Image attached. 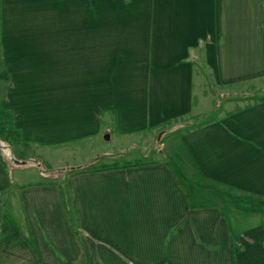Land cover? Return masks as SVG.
<instances>
[{"label":"crops","instance_id":"obj_1","mask_svg":"<svg viewBox=\"0 0 264 264\" xmlns=\"http://www.w3.org/2000/svg\"><path fill=\"white\" fill-rule=\"evenodd\" d=\"M204 66L264 78V0H0V264H264V100L170 128Z\"/></svg>","mask_w":264,"mask_h":264},{"label":"rangeland","instance_id":"obj_2","mask_svg":"<svg viewBox=\"0 0 264 264\" xmlns=\"http://www.w3.org/2000/svg\"><path fill=\"white\" fill-rule=\"evenodd\" d=\"M203 65V64H202ZM202 69V68H200ZM204 72H199L200 75L201 73L204 75H201L198 77L199 82L204 80L203 83V87H204V101L205 105H204V110L203 112H201V114L199 113L197 116L194 114H191L190 116L187 117V119H184L182 121H176L173 125L171 123V127L173 126L180 128L182 126V128L185 126V129L189 128V127H194L197 123L196 120H200L203 121L205 119H208L211 116H217V114L220 113L221 116H224L234 110H236V108L239 107H244L247 103L250 104L251 102H255V101H259V99H261L262 97H264V78H260L258 80H253V81H249V82H244V83H239V84H234V85H230V86H219L217 84H215L214 80H213V73L210 71V68L208 66H204L203 67ZM202 97V96H201ZM201 102V103H203ZM198 111V110H197ZM1 123V121H0ZM3 124V123H2ZM5 125H1L0 124V150L2 152H5ZM104 148H106L105 151H109L110 153H112L111 151L114 150L115 148H113V142L111 141L110 143H107L106 146H104ZM33 149H36L35 147H33ZM167 150V148H166ZM85 153V152H83ZM82 154V153H80ZM79 153H73V154H66V155H59V156H50V159L48 161H51L54 163H58V165H61V167H66L67 165H72L74 163H77L79 160H77L79 157L85 158V156L80 155ZM143 156L145 157H151L152 154H144L142 155L140 153V149H128L127 153H118L115 154V158H113V161H117V162H122V161H129V160H133V159H143ZM166 153H165V148L163 147V149H161L158 152V157L159 159H167L170 158L166 157ZM87 157V156H86ZM34 158H24L19 159L16 165H19L22 163V165H24L23 167L26 168L25 170H30V174H38V170L43 169V165L41 166L40 169H38L37 166L32 167L29 166L31 160H33ZM86 159V158H85ZM175 160H180L179 158H174ZM115 162V163H117ZM38 165V164H37ZM44 165H46L48 167L47 164L44 163ZM21 167V166H20ZM17 170V169H14ZM10 171H13V169H11ZM58 175H60V177L62 178V175L60 173L57 172ZM31 178V175H30ZM64 190H66L65 186ZM230 191L228 190V193ZM231 195L233 194L232 192L230 193ZM229 194V195H230ZM240 195V194H238ZM192 197V196H191ZM194 197H192L193 199ZM194 201V199H193ZM242 203H245L243 201H241ZM232 216L234 214H240L239 212L233 210L231 211ZM226 214H228L229 217L230 214L227 211ZM242 214H247V216L244 217V220L241 219L240 216H238V219H240V221H242V223H246L247 221H251L253 220V218L250 216L252 215V213L250 214L248 211H246L245 213ZM233 218L232 222L234 223V225L238 226V223L236 222V220H238ZM239 221V220H238ZM255 222V221H254Z\"/></svg>","mask_w":264,"mask_h":264},{"label":"trees","instance_id":"obj_3","mask_svg":"<svg viewBox=\"0 0 264 264\" xmlns=\"http://www.w3.org/2000/svg\"><path fill=\"white\" fill-rule=\"evenodd\" d=\"M260 101L264 100V97H262L261 99H259ZM0 161L1 163H3L4 161L2 160V157L0 155ZM146 161L144 160H135L132 162H127L125 164H117V163H113V164H102V165H96V166H88L85 168H81L80 170H75L73 172H71V174H75V173H83V172H95V171H102V170H108V169H115V168H119V167H126V166H136V165H141V164H145ZM60 194H61V198L63 200V206L65 208V212L67 213V216L69 217V220L71 221V228L73 229V231H77V226L74 224L76 221V208L74 205V201L72 199V196H67L64 192L65 190L60 189Z\"/></svg>","mask_w":264,"mask_h":264}]
</instances>
